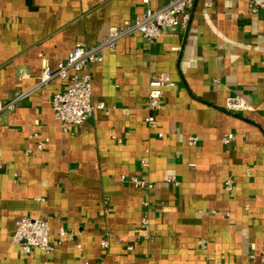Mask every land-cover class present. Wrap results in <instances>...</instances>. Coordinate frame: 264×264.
I'll return each instance as SVG.
<instances>
[{
	"label": "crops",
	"instance_id": "0c3cea01",
	"mask_svg": "<svg viewBox=\"0 0 264 264\" xmlns=\"http://www.w3.org/2000/svg\"><path fill=\"white\" fill-rule=\"evenodd\" d=\"M145 6L0 0V98L29 90L0 113V264H264V21L248 0H194L185 30L132 32L105 49L88 67L104 108L80 125L52 109L65 79L35 87L76 41L98 42ZM163 73L174 83L151 129L148 79ZM237 98L247 108L229 111ZM145 210L149 239L137 230ZM22 216L46 219L50 251L23 254L11 241Z\"/></svg>",
	"mask_w": 264,
	"mask_h": 264
},
{
	"label": "built area",
	"instance_id": "2783aa9c",
	"mask_svg": "<svg viewBox=\"0 0 264 264\" xmlns=\"http://www.w3.org/2000/svg\"><path fill=\"white\" fill-rule=\"evenodd\" d=\"M146 6L141 14L126 24H111L108 26L98 42L94 44H86L82 41H76L68 50L64 59L57 63L56 68L46 66L41 72L35 87L44 86L54 76L65 79L66 85L61 90H57L52 95V109L57 119L66 124L80 125L86 121L95 109L104 108L102 104H94L92 102V80L91 73L88 69L89 65L97 60L102 59L105 49L114 50L117 41L132 32H139L147 38H156L167 27H179L185 30L191 18V11L194 0H166L161 6L153 7L149 4L150 0H142ZM248 10L252 14L261 11L264 21V0H248ZM178 48V46L176 47ZM174 81L163 73L152 75L148 79L147 92L144 108L148 111L145 116V122L151 129H156L157 124L154 112L161 105L162 86L173 84ZM261 86L264 89V78L261 80ZM29 90L21 91L15 95L13 99L4 101L0 98V113L14 109L15 102L22 99L28 94ZM247 108V105L241 99H234L227 104V109L237 112ZM161 136L162 133L158 132ZM194 138V137H193ZM231 134H228L223 140L229 141ZM43 142L37 144V149L43 148ZM143 165H147V161H142ZM3 163L0 162V169ZM174 184H177L174 177L169 178ZM130 183L138 188L147 187V181L143 178L132 176ZM225 188L230 190L231 181L227 180ZM147 205V202H144ZM147 209V208H146ZM149 216L146 210L139 220L138 232L145 239H149ZM62 235L63 232L61 231ZM11 241L17 243L23 254H28L33 248H38L44 252L51 249L49 242V225L46 219L35 216H22L15 224V229L11 235ZM117 242L123 241L121 237H116ZM103 246L107 245V241L101 240ZM128 251L133 249L132 244H127ZM83 264H88L83 262ZM215 264H226L218 261Z\"/></svg>",
	"mask_w": 264,
	"mask_h": 264
}]
</instances>
